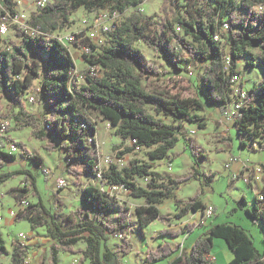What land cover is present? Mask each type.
<instances>
[{
    "label": "trees",
    "instance_id": "trees-1",
    "mask_svg": "<svg viewBox=\"0 0 264 264\" xmlns=\"http://www.w3.org/2000/svg\"><path fill=\"white\" fill-rule=\"evenodd\" d=\"M145 1L52 0L30 17L27 23L32 32L16 27V38L20 42H8L6 48L0 49V96L9 101L8 118L15 124L14 129L7 128V131L30 128L36 139L48 143V151L64 154L66 173L77 179L100 175L102 184L123 187L133 198L144 200V205L136 209L143 236L145 227L156 220H184L210 206L203 202L201 192L187 200L177 198L182 186L199 180L201 162L207 159L203 147L191 137L197 131L192 129L189 135L185 125L193 124L205 130L207 118L195 112L204 111V103L224 108L235 100L232 94L236 84L232 80L235 74H243L239 63L244 58H249L250 66H260L264 70V0H164L161 10L165 16L161 23L156 20L157 15L146 16L135 10L111 32L105 46L99 48L91 44L96 55L91 59L87 55L84 57L89 65L98 67L97 75L92 77L85 73V83L76 84L73 77L76 62L55 34L71 28V16L81 8L89 12L110 9L125 15ZM1 3L4 10L0 13V27L3 17L18 15L16 0H2ZM225 23L229 24V30L223 35L224 41L218 42L215 36ZM177 26L182 32H177ZM3 42L0 32V44ZM138 42L162 55L176 74L170 75L151 62L137 47ZM226 55L230 58L229 65L225 62ZM189 65L202 70L204 102L185 97L181 89L174 92L185 81L179 74L185 73ZM36 80L40 84L38 97L49 113L44 120L29 112L25 105V96ZM157 81H166L172 86L157 85ZM243 82L239 85L240 91L245 90ZM248 95L249 100L241 108L242 115L234 124L240 144L245 147L249 145L242 139L244 136L264 142V78ZM95 116L111 125L122 146L131 144L121 152L122 156L141 148H153L148 153L149 158L165 160L183 142L193 158L191 173L181 178L162 174L155 171L152 164L136 159L121 169L111 165L108 171L101 170L96 153ZM159 116L170 118L173 123ZM224 140L230 141L229 138ZM7 142L15 146L16 152L7 147L0 149V188L9 180L23 176L25 185L11 188L7 194L19 208L29 202L19 211L16 221H28L33 228H46L57 242L50 250L51 261L42 260L40 264H59L62 252L81 254V261L91 264H110L119 255L130 254L132 243L128 237L133 222L131 208L126 203L100 187L88 185L82 189V200L88 210L52 213L39 197L32 172L4 171L8 163L19 158L39 166L44 158L22 142L15 143L8 138ZM261 148L264 151V144ZM261 167L264 172V164ZM215 175L208 177L214 179ZM140 178L147 180L146 186L139 183ZM32 196L39 197L37 203L29 201ZM168 200L176 205L173 216L162 215L159 208ZM246 200L243 196L240 204L246 205ZM247 212L255 223H262L264 227V188L256 193L253 211ZM185 229L189 235L195 228L187 225ZM182 234L181 231L162 232L172 237ZM118 236L123 239L117 249L112 250L109 242ZM216 238L225 240L232 252L233 258L228 264H264V254L256 247L252 235L232 223L212 226L195 241L189 256L182 244L164 243L147 249L144 262L154 264L179 253L170 264H214L216 262L210 261L208 256L212 255ZM81 242L86 243V249H75ZM4 255L10 252L0 229V264ZM26 260L27 247L14 243L10 264H26Z\"/></svg>",
    "mask_w": 264,
    "mask_h": 264
},
{
    "label": "rangeland",
    "instance_id": "rangeland-1",
    "mask_svg": "<svg viewBox=\"0 0 264 264\" xmlns=\"http://www.w3.org/2000/svg\"><path fill=\"white\" fill-rule=\"evenodd\" d=\"M0 0V13L4 10ZM239 1V0H236ZM37 0H16L18 15H25V21L28 22L30 17L37 12ZM164 0H146L142 5L136 8L129 9L123 19L135 10L141 11L146 16L157 15L156 20L161 23L162 17L165 16L161 10ZM106 10V9H105ZM103 11V10H101ZM89 12L81 8L71 16L73 25L61 32L60 35L75 34L78 41L76 45L68 46L72 56L76 62L75 80L76 84L83 85V75L88 71V63L85 60L84 48L93 45L96 32L92 31V17L97 16L100 12ZM106 11L110 12V9ZM8 13V12H7ZM7 16V15H6ZM9 16V15H8ZM11 18V17H10ZM87 20V24H84ZM2 21H7L9 24L8 33L3 36L4 42L0 44V49L6 48L8 42L19 43L20 40L16 38V27L21 26L12 19L2 18ZM24 25V23H23ZM20 28V27H19ZM21 29V28H20ZM57 33L55 35H57ZM180 33V32H179ZM92 35V36H91ZM147 58L158 65L162 71L175 75L176 73L167 64L162 55L156 54L151 48L145 46L142 42L137 43ZM252 53L256 54V52ZM249 58L246 57L240 62L239 74L241 82L244 83L246 91H250L256 87L264 78V70L260 66H250L248 64ZM202 70L189 65L185 73H180L185 81L174 89L177 92L181 89L185 97L198 98L204 102L205 93L201 84ZM101 73H98L100 76ZM157 85L172 86L169 82L157 81ZM40 88L39 82L36 80L29 93L25 96V105L29 112L38 115L42 120L49 115L46 105L41 103L40 97L37 93ZM34 97V100H32ZM204 111L195 112L207 118V128L200 130L196 125L186 124L188 134L190 130L194 129L197 134L191 137L195 138L197 143L203 147L207 159L203 160L200 165L199 180L194 179L189 184L182 186L177 192V198L187 200L195 196L198 192L202 193V200L207 205L214 209L213 216L210 221L204 226L196 227L191 234L186 235L184 220H172L170 222H161L156 220L154 223L145 227V236L142 235L141 228L138 223L136 209L144 205V200L133 198L129 191L114 193L119 201L126 203L131 208V217L133 225L129 233V240L132 243V250L129 255H119V264H145L143 257L146 249H155L159 245L169 243L172 246L182 244L187 256L190 255L192 246L195 241L208 233L209 229L222 223H232L239 225L246 229L253 237L256 247L264 254V227L262 223H255L249 216L248 210L253 211L255 205L256 193L262 192L264 188V172L262 174V182L256 184H245L243 179L251 175L252 170L256 166L264 164V151L261 146L264 144L261 140H252L244 136L242 139L249 145L248 147L241 146L240 139L237 134V128L233 123L223 124L220 121L223 118V108L204 103ZM9 101L0 96V134L3 125L5 126L4 134L1 139L3 146L7 147V138L16 142L24 143L32 152L38 153L44 158V163L39 166L34 162L25 161L19 158L15 162H10L4 169L5 172L15 171L19 169L29 170L36 178V186L39 197L43 201L45 207L52 213L69 214L78 209L88 210V206L82 200V189L84 186L93 185L97 187H104L108 189L109 186L102 184L97 179L88 175L77 179L76 177L65 172L64 163L65 156L59 151H48V143L36 139L30 128L24 130H14L8 132L7 128L14 129V121L8 118L10 115ZM163 118L167 123H173L172 119ZM98 132L96 134V150L100 160L99 168L103 171H108L111 165H117L120 169L125 167L130 161L136 159L145 163L152 164L154 170L162 174H170L174 177H187L192 171L193 158L186 151L183 142L179 143L177 147L171 152L170 157L165 160H151L148 156L149 151L153 148H141L135 152L121 155L125 147L130 146L126 143L122 146L119 137L114 134V130L108 122L102 120L100 116H95ZM223 130L225 133L223 134ZM225 138L230 141L226 142ZM262 144V145H261ZM109 158V161H106ZM232 161V162H230ZM229 165V166H227ZM250 170H249V169ZM216 174L214 179H209L208 176ZM238 176V177H237ZM236 177V178H235ZM64 181V184H61ZM142 186H146V179H139ZM25 185V178L18 176L16 179H11L0 188V229L3 237L7 243V249L10 255H4L1 258V264H10L11 253L13 251L14 243H19V234L23 233L27 236V264H40L42 260L47 263L51 261V247L57 244L48 234L46 228H33L28 221H16L17 215H12V211H17L19 207L16 206L14 200L7 194L8 190L14 187H23ZM63 185V186H62ZM62 186L61 189L59 187ZM112 194L113 192L110 191ZM246 196V205H241L240 200ZM37 196L29 198L31 203H37ZM60 202V203H59ZM61 203L63 205H61ZM57 209L55 210V208ZM162 215L173 216L176 214V205L173 200L166 201L159 206ZM198 216L195 217L197 219ZM190 219V218H189ZM188 219V220H189ZM163 231H181L183 234L178 237L170 235H162ZM122 239L111 238L109 247L113 250L117 249ZM216 242L212 255L217 259L214 264H227L232 259V252L229 250L227 243L223 239H214ZM220 243V244H219ZM75 249H86V243L81 242L75 246ZM79 256V257H78ZM179 256V253L169 259L154 264H170L172 260ZM75 258L81 260L82 255L66 252L60 255L59 264H72ZM80 264H90V262H82Z\"/></svg>",
    "mask_w": 264,
    "mask_h": 264
},
{
    "label": "built area",
    "instance_id": "built-area-1",
    "mask_svg": "<svg viewBox=\"0 0 264 264\" xmlns=\"http://www.w3.org/2000/svg\"><path fill=\"white\" fill-rule=\"evenodd\" d=\"M52 2V0H37L36 2V8L37 9H42L44 7H46L48 4H50ZM25 15H17L14 18H10L8 15L5 17V19H12L13 21H15L16 23L20 24L21 26H19L21 29L26 30L27 32H32L33 29L29 28L28 23L24 20L25 19ZM124 15L120 14L118 12H108L106 10H103L100 12V14H98L97 16H93L92 17V31L96 32L97 36L94 37L92 36V38H94L93 41V45H95L96 47H103L106 45V43L109 41L110 34L111 32H113L118 26L119 24L124 20L123 19ZM24 23V25H23ZM84 24H87V20H84ZM177 32H182L181 28L179 26L176 27ZM229 30V24L225 23L222 27V31L220 33H217L215 36V40L218 42H223L224 38L223 35L227 34ZM9 31V24L7 23V21H2L1 27H0V32L2 36H5ZM56 39H58L62 44H64L65 46H70V45H76L78 38L77 35L75 34H67V35H60L57 33V35H55ZM84 52L85 55H87L89 57V59H91L93 57V55L95 56V52L92 50V46H88L84 48ZM225 62L226 65H229L230 63V58L229 56H225ZM98 67L94 66V65H89L88 64V71L87 74H89L90 76H95L97 75L98 72ZM77 73L76 69L73 71V77L75 79V74ZM241 76L239 74H235L233 76V82L236 84L235 85V91L232 94V98H235V100L233 102L228 103L226 106H224L223 108V118L224 120H226V122L228 123H233L235 124V121L237 118H239L242 114H241V108L243 107L244 103L246 101L249 100V95L248 92L246 90L240 91L239 89V85L241 83ZM38 95V94H37ZM238 95H240V97L238 98ZM32 100H34V97H32ZM4 130H5V126L3 125V128L1 129V134L0 137L3 136L4 134ZM194 134L195 132L192 131ZM5 146H3V144L1 143V139H0V149H4ZM8 150H10L11 152H16V148L15 146L11 143L7 145ZM106 161H109V158H106ZM232 162V161H230ZM100 166V163H99ZM229 166V165H227ZM249 169V168H248ZM250 170V169H249ZM253 173H251V175L247 178H245V183H252V184H256V183H261L262 182V174H263V169L261 166H256L253 169H251ZM236 178V177H235ZM101 181V176L99 175L98 178ZM102 182V181H101ZM64 181H61V184H64ZM63 186V185H62ZM62 186L59 187V189L62 188ZM102 190L108 191L112 196H115L114 193L119 194L120 192H124L126 191L123 187L120 186H109L108 189H105L104 187H100ZM112 191L113 194L110 192ZM116 197V196H115ZM261 197V196H260ZM117 198V197H116ZM263 198V197H261ZM29 202H24L23 206H21L17 211H12L11 214L14 215H18L20 210H23L24 207L28 206ZM57 209V207L55 208V210ZM214 213V209L212 206H207V208H205L204 210H202L201 212L198 213H192L190 215V217H188L187 221L185 222V227H187V225H193L194 228L196 227H200L203 226L205 224H207V222L212 218ZM197 217V219H195V217ZM190 232H188L189 234ZM19 243L22 244L24 247H27V241H29L27 239V236L23 233L19 234ZM117 238L119 239H123V236H118ZM208 259L212 262H216L217 259L213 256L210 255L208 256ZM80 259L79 258H75L72 262V264H80ZM27 264V260L25 262Z\"/></svg>",
    "mask_w": 264,
    "mask_h": 264
},
{
    "label": "crops",
    "instance_id": "crops-1",
    "mask_svg": "<svg viewBox=\"0 0 264 264\" xmlns=\"http://www.w3.org/2000/svg\"><path fill=\"white\" fill-rule=\"evenodd\" d=\"M240 64V63H239ZM239 70H240V67H239ZM221 123H223V124H228V122H226V120H222V121H220ZM225 133V130H223V134ZM206 204V203H205ZM143 205V204H142ZM207 205V204H206ZM191 234V233H190ZM217 239H219V238H217ZM215 244H216V242H215ZM220 244V243H219ZM113 250V249H112ZM147 250V249H146ZM185 251V250H184ZM63 253H66V252H62L60 255H62ZM79 257V256H78ZM145 257H146V251H145V254H144V257H143V262H144V260H145ZM233 258V257H232ZM231 261V260H230ZM60 262V261H59ZM88 262H90V261H88ZM145 263V262H144ZM229 263V262H228ZM227 263V264H228ZM91 264V263H90ZM110 264H119V259H114Z\"/></svg>",
    "mask_w": 264,
    "mask_h": 264
}]
</instances>
